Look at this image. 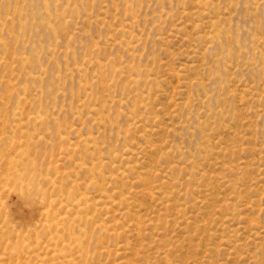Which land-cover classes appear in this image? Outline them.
Returning <instances> with one entry per match:
<instances>
[{
  "label": "rangeland",
  "instance_id": "374dc122",
  "mask_svg": "<svg viewBox=\"0 0 264 264\" xmlns=\"http://www.w3.org/2000/svg\"><path fill=\"white\" fill-rule=\"evenodd\" d=\"M61 218L70 264H264V0H0V264Z\"/></svg>",
  "mask_w": 264,
  "mask_h": 264
},
{
  "label": "bare ground",
  "instance_id": "6f19581e",
  "mask_svg": "<svg viewBox=\"0 0 264 264\" xmlns=\"http://www.w3.org/2000/svg\"><path fill=\"white\" fill-rule=\"evenodd\" d=\"M45 3V7H46V9H49V7H48V4H47V2H44ZM215 24V23H214ZM218 25V24H217ZM52 29V28H51ZM219 29V28H218ZM53 30V29H52ZM54 31V30H53ZM124 32V31H123ZM54 33V32H53ZM124 34V33H123ZM56 36V35H55ZM212 42V41H211ZM122 45V44H121ZM77 69V68H76ZM120 69V68H119ZM132 69L130 68L129 69V71H131ZM77 71L78 72H80V71H83V70H79V69H77ZM125 71V70H124ZM123 70H117V73H118V75L119 74H124L125 72H124ZM128 71V72H129ZM136 71V70H135ZM137 73H138V71H137ZM126 75V74H125ZM129 75V74H128ZM128 75H127V77H128ZM138 75H139V73H138ZM140 75H141V73H140ZM119 76H121V75H119ZM131 76V75H130ZM129 76V77H130ZM138 78H140V77H138ZM138 78L136 79L135 77L131 80V84H137V83H140V82H142L141 80H139L138 81ZM39 79V81L40 82H42L43 80L40 78V77H38L37 76V78L35 77L34 78V80H38ZM49 80V79H48ZM38 81V82H39ZM36 82V81H35ZM47 82V81H46ZM45 85V84H44ZM47 88V87H46ZM56 88V87H55ZM50 89V88H49ZM54 89V88H53ZM50 90H52V89H50ZM50 90H48L49 91V94H50ZM52 93H53V91H51ZM44 100V99H43ZM120 102H122V101H120ZM119 102V103H120ZM106 110V109H105ZM45 114H47V113H45ZM42 115H44V114H42L41 113V111L39 112V116H37L36 118H34L35 120L36 119H43L41 116ZM46 118V117H45ZM49 118V117H48ZM47 118V119H48ZM43 121H44V119H43ZM42 122V121H41ZM47 122V121H46ZM49 122V121H48ZM36 123V122H35ZM111 123V122H110ZM111 125V124H110ZM42 126V125H41ZM46 126V125H45ZM112 127H113V125H112ZM21 149V148H20ZM19 156H20V158H22L21 160H19V161H17V160H15V161H11L10 163H14L15 164V166H16V170L12 173L11 172V174L9 175V177H8V181H9V183H12L13 184V186L18 190V192H19V197L22 199V201L24 202V203H26L27 205H30V206H33V205H35V200H37V199H39L40 200V198H41V195H43L44 196V192H43V190L41 189V187H38L39 185H42L43 183H45V182H47V179L45 178V176L41 173H38L37 172V169H36V167H35V162H33V160H30V159H28L29 157L31 158V156H30V154H29V152H27V150H23V151H21V153L19 154ZM27 160V162H25ZM12 165V164H11ZM14 166V165H13ZM12 166V167H13ZM14 169V167L12 168V170ZM7 181V182H8ZM42 196V198H44L45 199V197H43ZM43 199V200H44ZM87 201V200H86ZM86 203V202H85ZM65 218H61V219H59V221L57 222V223H53V224H51L50 226H48L49 227V229H50V231L53 229V230H55V232L56 233H59L60 232V229L58 228L60 225V227H62V225H64L65 224ZM47 227V226H46ZM65 227V226H64ZM4 230V229H3ZM61 230H63V232L66 230V232H67V235H68V238H69V240H70V243L69 244H65V245H63L62 247H61V249H59V250H57L56 249V243H54V239H50V241H48L47 243H49V246L51 247V246H53V247H55V250H54V253H55V256H56V258L57 259H59V258H63V259H65V261L66 262H68L69 264L70 263H74L75 262V258L73 257V255L71 254V253H69V251H71V248H72V245L74 244V242H78L79 240L77 239L78 238V236H75V230L74 229H72V228H69L68 227V229H65V228H63L62 227V229ZM52 232V231H51ZM62 232V231H61ZM60 234V233H59ZM79 237H81V235L79 236ZM81 243H82V241L80 242V243H78L76 246H79L80 247V250H81ZM29 246V245H28ZM27 246V247H28ZM75 245H73V247H74ZM30 247V246H29ZM78 247V248H79ZM78 248H77V251H78ZM83 248V247H82ZM74 250L76 249V248H73ZM23 250V249H22ZM80 250H79V252H80ZM68 251V252H67ZM81 252H82V250H81ZM67 253H69V254H67ZM81 256H85L84 254H81ZM79 257V259L81 258L82 259V257ZM73 257V258H72ZM76 259H78V258H76ZM59 260H61V259H59ZM60 263H61V261H60ZM92 263V262H91Z\"/></svg>",
  "mask_w": 264,
  "mask_h": 264
}]
</instances>
